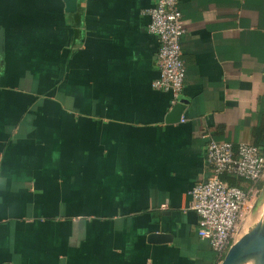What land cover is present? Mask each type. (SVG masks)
<instances>
[{"label":"crops","instance_id":"crops-1","mask_svg":"<svg viewBox=\"0 0 264 264\" xmlns=\"http://www.w3.org/2000/svg\"><path fill=\"white\" fill-rule=\"evenodd\" d=\"M157 1L0 0V264L215 263L189 190L210 137L264 151V0H179L176 122Z\"/></svg>","mask_w":264,"mask_h":264},{"label":"built area","instance_id":"built-area-1","mask_svg":"<svg viewBox=\"0 0 264 264\" xmlns=\"http://www.w3.org/2000/svg\"><path fill=\"white\" fill-rule=\"evenodd\" d=\"M149 32L159 41V76L153 86L172 94V104L184 89L187 65L183 57L186 33L179 0H158L146 10ZM209 176L197 180L189 190L191 210L198 216V235L208 240L220 264L233 238L249 214L264 182V152L248 142L209 138L206 145ZM235 178L237 184L226 179Z\"/></svg>","mask_w":264,"mask_h":264},{"label":"water","instance_id":"water-1","mask_svg":"<svg viewBox=\"0 0 264 264\" xmlns=\"http://www.w3.org/2000/svg\"><path fill=\"white\" fill-rule=\"evenodd\" d=\"M3 31L0 28V49ZM185 101L178 102L170 111L169 122L180 121ZM165 238V234L152 236ZM220 264H264V184L252 209L238 229Z\"/></svg>","mask_w":264,"mask_h":264},{"label":"trees","instance_id":"trees-1","mask_svg":"<svg viewBox=\"0 0 264 264\" xmlns=\"http://www.w3.org/2000/svg\"><path fill=\"white\" fill-rule=\"evenodd\" d=\"M257 146L260 147V144H257ZM260 148L262 149V147H260ZM262 150H263V149H262ZM263 152H264V151H263ZM226 179L229 180V182H230L231 184H237V183H238V180L235 179V178H229V177H226Z\"/></svg>","mask_w":264,"mask_h":264},{"label":"rangeland","instance_id":"rangeland-1","mask_svg":"<svg viewBox=\"0 0 264 264\" xmlns=\"http://www.w3.org/2000/svg\"><path fill=\"white\" fill-rule=\"evenodd\" d=\"M263 184H264V182L261 184V187H262Z\"/></svg>","mask_w":264,"mask_h":264}]
</instances>
